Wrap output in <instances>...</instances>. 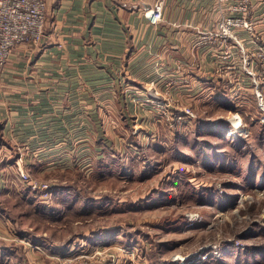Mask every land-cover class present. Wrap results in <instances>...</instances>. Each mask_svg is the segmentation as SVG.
Returning <instances> with one entry per match:
<instances>
[{
    "label": "rangeland",
    "instance_id": "rangeland-1",
    "mask_svg": "<svg viewBox=\"0 0 264 264\" xmlns=\"http://www.w3.org/2000/svg\"><path fill=\"white\" fill-rule=\"evenodd\" d=\"M249 49L256 74L220 59L210 74L224 98L210 78L182 97L152 81L146 108L122 98L128 134L93 167H24L47 192L17 164L20 195L0 188V264H264V48Z\"/></svg>",
    "mask_w": 264,
    "mask_h": 264
},
{
    "label": "crops",
    "instance_id": "crops-1",
    "mask_svg": "<svg viewBox=\"0 0 264 264\" xmlns=\"http://www.w3.org/2000/svg\"><path fill=\"white\" fill-rule=\"evenodd\" d=\"M154 2L48 0L43 42L18 43L0 64V188L5 194L20 195L19 163L41 175L55 167L89 169L106 150H116L120 136L128 134L121 126L127 114L121 112V99L129 106L132 97L141 96L143 108L150 107L155 97L150 82L182 97L187 87H206L200 82L208 78L215 92L217 78L210 74L219 59L242 71L238 45L227 46L226 60L214 41L197 45L200 32L226 14L219 0H165L157 24L144 13ZM250 17L255 30L240 27L237 33L244 46L257 51L264 48V0H254ZM134 90L137 94L129 95ZM6 247L0 246L3 258Z\"/></svg>",
    "mask_w": 264,
    "mask_h": 264
},
{
    "label": "built area",
    "instance_id": "built-area-1",
    "mask_svg": "<svg viewBox=\"0 0 264 264\" xmlns=\"http://www.w3.org/2000/svg\"><path fill=\"white\" fill-rule=\"evenodd\" d=\"M226 7L225 16L218 23L208 30L200 32L197 44L205 45L214 41L216 46H228L231 43L240 45L244 58V68L250 74H256L249 67V55L246 54L245 46L237 33V28L254 30L255 25L251 15L254 0H219ZM165 0H155L154 5L145 9L144 13L148 20L157 24L164 14ZM48 0H0V64L7 62L14 47L20 43L39 44L43 42L45 36V26L47 19ZM221 52L223 56L229 58L230 49ZM261 53V52H260ZM259 53V54H260ZM263 53V52H262ZM264 54V53H263ZM261 54V57H263ZM233 66L228 65L231 69ZM252 69V67H251ZM264 95L258 92V106L260 119L264 122ZM1 113V105H0ZM193 117V116H192ZM240 124H236L230 133H237ZM19 165L21 178L31 184L34 188H44V191L51 189L48 182L39 183L32 180L30 173Z\"/></svg>",
    "mask_w": 264,
    "mask_h": 264
},
{
    "label": "trees",
    "instance_id": "trees-1",
    "mask_svg": "<svg viewBox=\"0 0 264 264\" xmlns=\"http://www.w3.org/2000/svg\"><path fill=\"white\" fill-rule=\"evenodd\" d=\"M213 82H214V84H215V86H216V89H215V93H216V95L218 96V97H222V98H224L225 97V95H221L220 94V83L218 82V80H220V78L218 77L217 79H214L213 78ZM220 94V95H219ZM224 96V97H223ZM1 138V137H0ZM3 140V139H2Z\"/></svg>",
    "mask_w": 264,
    "mask_h": 264
},
{
    "label": "bare ground",
    "instance_id": "bare-ground-1",
    "mask_svg": "<svg viewBox=\"0 0 264 264\" xmlns=\"http://www.w3.org/2000/svg\"><path fill=\"white\" fill-rule=\"evenodd\" d=\"M232 119H233V121H234L235 124H238V123L241 122V118L238 115L237 116H234Z\"/></svg>",
    "mask_w": 264,
    "mask_h": 264
}]
</instances>
